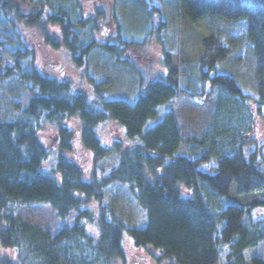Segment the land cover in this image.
<instances>
[{
  "label": "trees",
  "instance_id": "trees-1",
  "mask_svg": "<svg viewBox=\"0 0 264 264\" xmlns=\"http://www.w3.org/2000/svg\"><path fill=\"white\" fill-rule=\"evenodd\" d=\"M28 5L31 9L24 13L20 5L0 0L5 28H0V46L13 62L0 77L18 73L29 93L25 106L12 102L17 118L0 121V246L15 251L14 261L1 258L0 264H126L125 235L137 249L158 251L157 262L219 264L225 255L223 264H264L260 257H245L248 248L264 240V216L255 214L264 209V170L254 156L245 157V142L235 127L249 124L251 105L264 109V0H177V46L161 49L164 72L152 81L140 79L133 102L106 98L92 78L90 100L68 81L40 72L32 51L17 39L14 22L37 31L52 49L63 48L77 67L85 65L97 45L117 62H122L123 49L86 39V30H96L93 20L73 16L72 9L54 0H28ZM207 15L247 19L257 58L255 98L231 76L216 72L230 49L205 26ZM52 28L56 36L49 33ZM116 40L136 44L121 35ZM195 62L200 77L211 84L204 94L216 95L212 140L183 137L172 110L179 97L194 96L180 83L197 75L196 68L189 71ZM161 104L170 110L143 131ZM106 121L123 130L127 148L116 140L110 147L100 143L96 128ZM226 123L233 136L221 142ZM43 126L56 130L54 151L38 136ZM213 150L217 155L212 157ZM50 154L54 165L45 169ZM86 154L91 156L87 173L81 166ZM110 154L117 162L104 169L101 162ZM212 158V170H201ZM115 184L125 187L142 211L139 226L113 215L105 203V190ZM32 205H48L58 218H73L72 223L55 234L31 225L18 217L16 207ZM94 223L96 237L87 230Z\"/></svg>",
  "mask_w": 264,
  "mask_h": 264
},
{
  "label": "rangeland",
  "instance_id": "rangeland-1",
  "mask_svg": "<svg viewBox=\"0 0 264 264\" xmlns=\"http://www.w3.org/2000/svg\"><path fill=\"white\" fill-rule=\"evenodd\" d=\"M8 1L20 5L24 13L31 9L28 0ZM98 1L109 5L107 22L104 21V16L98 15L95 10V4ZM54 2L72 9L73 16H82L93 20L96 30H86V39L94 38L98 43L116 44L119 49H123L120 56L122 62H117L114 55L107 53L101 46L97 45L91 50L85 65L77 67L70 61L63 48L52 49L37 31L26 29L14 22L13 28L17 33L16 37L26 48L32 51L34 64L38 70L59 81H68L74 91L85 93L90 100L93 99L89 82L92 78L101 85L100 91L106 98L133 102L139 91L140 79L152 81L164 72L161 64V49L165 47L175 50L177 46L179 36L177 0H54ZM10 21H13L12 17H10ZM203 22L230 49L228 57L217 63L216 72L231 76L243 93L255 98L257 58L248 40L247 19L240 18L230 21L207 15L204 16ZM2 23L0 18V28H3ZM149 28L151 31L147 33ZM49 33L53 36L57 35L55 28L50 29ZM118 35H121L124 41L136 44H121L116 40ZM1 38L4 37L1 36ZM12 65L9 52L0 46V75ZM190 67L189 71L193 73L197 71V75H189L185 78L182 76L183 82L181 81L180 87L188 89L194 93V96L179 97L172 110L183 137H197L198 139L206 137L212 140L213 131H211V127L215 118L213 103H215L216 95L214 91L208 95L204 94L211 84L208 80L200 77L196 62L192 63ZM192 68H196V71ZM28 99V90L19 84L18 73L13 74L10 78L0 77V121H10L17 118V112L14 110L12 102H20L25 106ZM251 106L252 114L246 118L249 124L235 127H238V135L241 134L245 142L243 146L245 157L249 159L254 156L260 169L264 170V109L255 110L253 105ZM168 110L170 107L167 104L158 106L156 115L146 121L143 131L161 121ZM225 125L224 128L227 130L220 133L221 142L229 141L233 136V130L227 128L231 125L229 123ZM74 126L75 123H73ZM96 132L100 143L105 147H110L115 140L123 142L124 148L130 145L123 137V130L112 121L100 124L96 128ZM38 136L48 149L54 151L56 147V130L54 127L43 126L38 131ZM228 144L230 148L232 145L230 142ZM178 153L183 154V150L179 149ZM215 155L217 152L214 151L211 156ZM90 158L91 156L86 154L81 160L83 161L81 166L86 173L89 171ZM117 158L116 155L110 154L101 162V166L108 169L116 164ZM54 160V155L50 154L44 168L50 169L54 165ZM213 166L214 160L212 158L200 168L209 172ZM105 203L113 215L120 217L130 226L142 224L143 213L125 187L117 184L108 187L105 190ZM16 214L25 222L54 234L59 229L70 225L73 220V218L66 220L58 218L48 205L17 206ZM255 214L259 217L264 216V209L257 210ZM87 230L92 236H97L95 223L88 225ZM123 248L126 264H167V261L157 262L155 260L160 256L158 251L150 247L137 249L126 235L123 238ZM226 253L227 251L224 254ZM224 256L221 257L219 264L224 263ZM252 256L264 260V240L245 251L246 259ZM1 258L14 261L15 251L3 249L0 246Z\"/></svg>",
  "mask_w": 264,
  "mask_h": 264
},
{
  "label": "water",
  "instance_id": "water-1",
  "mask_svg": "<svg viewBox=\"0 0 264 264\" xmlns=\"http://www.w3.org/2000/svg\"><path fill=\"white\" fill-rule=\"evenodd\" d=\"M96 1V0H92ZM95 10L104 16V21L107 22L109 19V5L103 2H96L95 4Z\"/></svg>",
  "mask_w": 264,
  "mask_h": 264
}]
</instances>
